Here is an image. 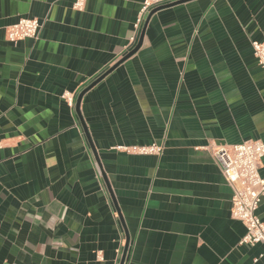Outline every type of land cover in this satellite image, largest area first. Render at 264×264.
I'll list each match as a JSON object with an SVG mask.
<instances>
[{
	"label": "crops",
	"instance_id": "crops-1",
	"mask_svg": "<svg viewBox=\"0 0 264 264\" xmlns=\"http://www.w3.org/2000/svg\"><path fill=\"white\" fill-rule=\"evenodd\" d=\"M144 1L0 0V264H264L208 150L264 143V0Z\"/></svg>",
	"mask_w": 264,
	"mask_h": 264
},
{
	"label": "built area",
	"instance_id": "built-area-1",
	"mask_svg": "<svg viewBox=\"0 0 264 264\" xmlns=\"http://www.w3.org/2000/svg\"><path fill=\"white\" fill-rule=\"evenodd\" d=\"M174 0H145L141 15ZM86 0H74L72 9L77 12L84 10ZM141 20L135 25L136 31ZM41 29V23L36 18H20L16 23L7 26L5 38L11 43L25 39H35ZM136 36L130 39V45L135 42ZM253 56L260 68L264 69V39L251 42ZM63 99L73 107L75 94H64ZM1 147V143H0ZM123 151L135 154H149L160 156L162 147L150 146L120 148ZM222 177L231 190L230 216L241 222L246 230L240 244L253 246L264 243V222L257 210L264 199V176L259 173L261 159L264 158V143L257 140H248L235 145H213L208 147Z\"/></svg>",
	"mask_w": 264,
	"mask_h": 264
},
{
	"label": "water",
	"instance_id": "water-1",
	"mask_svg": "<svg viewBox=\"0 0 264 264\" xmlns=\"http://www.w3.org/2000/svg\"><path fill=\"white\" fill-rule=\"evenodd\" d=\"M187 1H190V0H177V1H174V2H170V3L166 4V5L158 6V7L154 8L152 11L153 12H157V11H159L161 9L168 8V7H172V6H175V5H178V4H182V3H185ZM141 39H142V33H141V36L139 38V42H138L136 48L138 47L139 43L141 42ZM130 55L131 54H127L124 58H122L119 61V63H121L123 60H125ZM116 66H117V64H116ZM116 66H113L112 68H110L105 74H103L101 77H99L97 80H95L92 84H90L87 88H85L82 92L79 93V95L76 98V109L79 107V104L81 102V99H82L83 95L86 93V91H88L93 85H95L97 82H99L101 79H103ZM127 247H128V236L126 235V242H125V246H124L123 253H122L121 259L119 261V264H124V260H125V256H126V252H127Z\"/></svg>",
	"mask_w": 264,
	"mask_h": 264
}]
</instances>
